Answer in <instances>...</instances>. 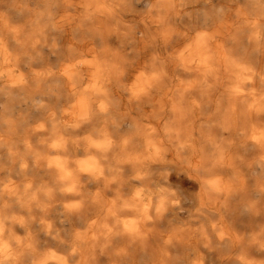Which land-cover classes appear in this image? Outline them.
I'll use <instances>...</instances> for the list:
<instances>
[{"label": "clouds", "instance_id": "1", "mask_svg": "<svg viewBox=\"0 0 264 264\" xmlns=\"http://www.w3.org/2000/svg\"><path fill=\"white\" fill-rule=\"evenodd\" d=\"M0 264H264V0H0Z\"/></svg>", "mask_w": 264, "mask_h": 264}]
</instances>
